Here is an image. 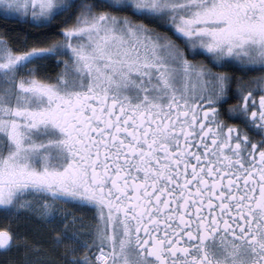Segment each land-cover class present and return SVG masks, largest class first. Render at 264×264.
I'll return each instance as SVG.
<instances>
[{
    "label": "snow or ice",
    "instance_id": "snow-or-ice-1",
    "mask_svg": "<svg viewBox=\"0 0 264 264\" xmlns=\"http://www.w3.org/2000/svg\"><path fill=\"white\" fill-rule=\"evenodd\" d=\"M0 18V264H264V0Z\"/></svg>",
    "mask_w": 264,
    "mask_h": 264
},
{
    "label": "trees",
    "instance_id": "trees-1",
    "mask_svg": "<svg viewBox=\"0 0 264 264\" xmlns=\"http://www.w3.org/2000/svg\"><path fill=\"white\" fill-rule=\"evenodd\" d=\"M4 26H7L8 29L14 30L16 32H27L30 30H34L31 28L30 25L22 22H18L14 19H8L5 20L3 18H0V28H3ZM31 222L28 221L25 217H20L18 220L16 217H7L6 214L0 211V228L4 227L6 224H11L13 227L17 228L20 233H25L28 231V228L26 225L30 224ZM31 238V236H29ZM7 255L0 252V261H3Z\"/></svg>",
    "mask_w": 264,
    "mask_h": 264
},
{
    "label": "rangeland",
    "instance_id": "rangeland-1",
    "mask_svg": "<svg viewBox=\"0 0 264 264\" xmlns=\"http://www.w3.org/2000/svg\"><path fill=\"white\" fill-rule=\"evenodd\" d=\"M68 207H69V209H71V208H72V206H71V205H69ZM77 214H78V215H83L84 213H82V212H77Z\"/></svg>",
    "mask_w": 264,
    "mask_h": 264
}]
</instances>
